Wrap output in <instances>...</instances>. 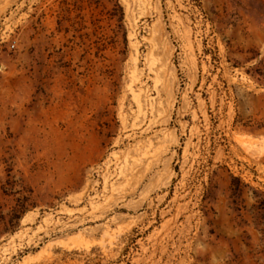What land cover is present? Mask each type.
<instances>
[{
  "label": "rangeland",
  "instance_id": "obj_1",
  "mask_svg": "<svg viewBox=\"0 0 264 264\" xmlns=\"http://www.w3.org/2000/svg\"><path fill=\"white\" fill-rule=\"evenodd\" d=\"M0 264H264V0H0Z\"/></svg>",
  "mask_w": 264,
  "mask_h": 264
},
{
  "label": "built area",
  "instance_id": "obj_2",
  "mask_svg": "<svg viewBox=\"0 0 264 264\" xmlns=\"http://www.w3.org/2000/svg\"><path fill=\"white\" fill-rule=\"evenodd\" d=\"M13 47H14V45L12 44V45H11V48H13Z\"/></svg>",
  "mask_w": 264,
  "mask_h": 264
}]
</instances>
